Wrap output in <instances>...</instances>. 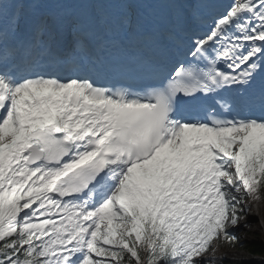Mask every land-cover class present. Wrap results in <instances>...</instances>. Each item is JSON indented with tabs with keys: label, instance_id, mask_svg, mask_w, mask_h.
<instances>
[{
	"label": "snow or ice",
	"instance_id": "1",
	"mask_svg": "<svg viewBox=\"0 0 264 264\" xmlns=\"http://www.w3.org/2000/svg\"><path fill=\"white\" fill-rule=\"evenodd\" d=\"M248 200L264 0H0V264H216Z\"/></svg>",
	"mask_w": 264,
	"mask_h": 264
},
{
	"label": "rangeland",
	"instance_id": "2",
	"mask_svg": "<svg viewBox=\"0 0 264 264\" xmlns=\"http://www.w3.org/2000/svg\"><path fill=\"white\" fill-rule=\"evenodd\" d=\"M250 205L246 219L240 222L241 227L236 229L239 237V243H246L254 240H264V203L260 201L248 200L246 206ZM252 217V218H251ZM249 224L248 228L243 225ZM218 251L215 252L216 264H223L222 259L235 261L238 258L248 257L246 248L243 247H230L227 243H219L217 245ZM213 252L209 251L207 257L211 258ZM222 258V259H221Z\"/></svg>",
	"mask_w": 264,
	"mask_h": 264
},
{
	"label": "trees",
	"instance_id": "3",
	"mask_svg": "<svg viewBox=\"0 0 264 264\" xmlns=\"http://www.w3.org/2000/svg\"><path fill=\"white\" fill-rule=\"evenodd\" d=\"M264 201V200H263ZM239 243L236 244L238 246ZM244 247L248 250L251 254L256 255L258 257H264V241L262 240H254L244 243ZM226 264V262H223ZM228 264H264L260 260H239V261H232Z\"/></svg>",
	"mask_w": 264,
	"mask_h": 264
},
{
	"label": "bare ground",
	"instance_id": "4",
	"mask_svg": "<svg viewBox=\"0 0 264 264\" xmlns=\"http://www.w3.org/2000/svg\"><path fill=\"white\" fill-rule=\"evenodd\" d=\"M252 218V217H251Z\"/></svg>",
	"mask_w": 264,
	"mask_h": 264
}]
</instances>
